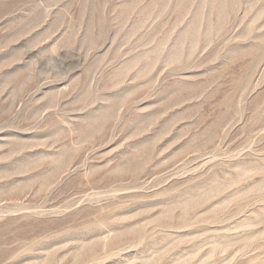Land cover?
I'll list each match as a JSON object with an SVG mask.
<instances>
[{
  "label": "rangeland",
  "instance_id": "obj_1",
  "mask_svg": "<svg viewBox=\"0 0 264 264\" xmlns=\"http://www.w3.org/2000/svg\"><path fill=\"white\" fill-rule=\"evenodd\" d=\"M0 264H264V0H0Z\"/></svg>",
  "mask_w": 264,
  "mask_h": 264
},
{
  "label": "bare ground",
  "instance_id": "obj_2",
  "mask_svg": "<svg viewBox=\"0 0 264 264\" xmlns=\"http://www.w3.org/2000/svg\"><path fill=\"white\" fill-rule=\"evenodd\" d=\"M222 11V10H221Z\"/></svg>",
  "mask_w": 264,
  "mask_h": 264
}]
</instances>
